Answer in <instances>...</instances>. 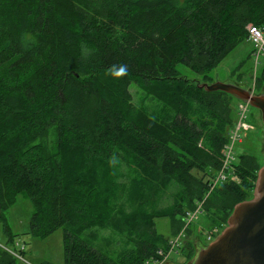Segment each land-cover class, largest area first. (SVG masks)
Returning <instances> with one entry per match:
<instances>
[{"label": "trees", "instance_id": "1", "mask_svg": "<svg viewBox=\"0 0 264 264\" xmlns=\"http://www.w3.org/2000/svg\"><path fill=\"white\" fill-rule=\"evenodd\" d=\"M250 23L264 25V0H0V221L8 241L5 212L23 193L33 205L29 233L63 229L64 264L161 258L171 238L157 219L176 224L173 236L182 230L237 118L239 99L197 83L249 38ZM261 61L256 93H264ZM179 63L203 80L180 75ZM132 83L155 100L150 110L134 101ZM261 166L254 154L237 155L203 203L207 226L217 228L205 241L253 195ZM131 168L160 197L174 188L171 205L148 209L142 199L125 213ZM107 228L118 233V251L98 243L97 229ZM22 252L0 246V264H19Z\"/></svg>", "mask_w": 264, "mask_h": 264}, {"label": "rangeland", "instance_id": "2", "mask_svg": "<svg viewBox=\"0 0 264 264\" xmlns=\"http://www.w3.org/2000/svg\"><path fill=\"white\" fill-rule=\"evenodd\" d=\"M252 51L253 43L249 38L241 42L210 71L211 79L208 80V82L217 80L227 81L229 83H236L247 88H252V90L256 92L254 83L259 73L258 69L262 65V61L256 66L252 57ZM178 69L182 76L189 79L203 80L200 73L192 70L183 63L178 64ZM130 90L133 94L134 101L138 105L146 107L149 110L152 105H154L155 100L140 85L132 83ZM247 119L254 125V128L247 132L240 143L235 145L234 152L236 158L240 153L247 152L256 155L260 159L261 164H263L264 125L261 110L250 105L247 112ZM224 145L221 149V162L224 159ZM126 172L127 201L124 208L125 213L132 212L134 209L138 208L140 200L142 199L147 200L145 205L148 209H152L153 205L159 209L171 205L170 202H172V192L174 188H167L164 195L160 197L151 187V183L149 182V184L143 177L142 172H139L138 168H131ZM209 194L207 196L206 194L204 195L201 200L203 203ZM157 197H160V199L153 202ZM32 211L33 205L31 200L23 193H20L14 205L5 212L10 228L14 234L15 242L12 243L8 241L9 236L4 231L3 222L0 221V246L10 250L16 249L18 252H22L21 250L24 249L22 254L20 253L17 255L19 264H64L63 229L58 228L45 237L32 235L28 232L30 229V216ZM202 212L203 211L200 212L199 217L191 224L192 228L186 231V237L181 240V244L183 242V252L181 249H179V251L175 250L169 254L168 259L173 260L177 264H193L198 257L199 251L215 239L213 238L208 242L204 239L205 236L208 237L210 232H213L210 237L212 238L216 231H214L215 228L210 230V227L207 226L209 221ZM156 227L157 230L168 239L174 237L173 235L176 232L175 229H177L176 224L173 226L170 219L167 217L158 218ZM97 231L100 236L99 244H105L106 247L108 246L116 251L119 250L121 243L114 241L115 235L118 233L113 228L97 229ZM179 246L181 247L182 245Z\"/></svg>", "mask_w": 264, "mask_h": 264}, {"label": "water", "instance_id": "3", "mask_svg": "<svg viewBox=\"0 0 264 264\" xmlns=\"http://www.w3.org/2000/svg\"><path fill=\"white\" fill-rule=\"evenodd\" d=\"M197 84L209 91L224 90L260 109L264 125V93L221 80ZM193 264H264V163L258 171L253 196L235 204L227 225L199 251Z\"/></svg>", "mask_w": 264, "mask_h": 264}, {"label": "built area", "instance_id": "4", "mask_svg": "<svg viewBox=\"0 0 264 264\" xmlns=\"http://www.w3.org/2000/svg\"><path fill=\"white\" fill-rule=\"evenodd\" d=\"M249 40L253 43L252 57L255 61L256 66H258L261 60L264 58V25L259 26L253 23L248 25ZM249 103L239 100L237 104V118L235 124L231 127L229 132L228 142L224 145L223 154L224 159L222 160L221 167L212 176L209 182L208 191L206 196L212 191V189L219 184L228 179L231 169H233L234 162L236 161V155L234 152L235 145L243 140V137L248 131L254 128V125L247 119V112L249 110ZM203 209V201H199L197 206L192 210H187L184 215L185 224L182 230L173 238L169 240L168 251L162 254L161 258L152 259L147 262V264H164L168 259L171 252L177 250L180 245L181 240L186 237L187 228L198 218L200 212ZM217 231V228L214 229ZM213 232H210L208 238L212 236Z\"/></svg>", "mask_w": 264, "mask_h": 264}, {"label": "flooded vegetation", "instance_id": "5", "mask_svg": "<svg viewBox=\"0 0 264 264\" xmlns=\"http://www.w3.org/2000/svg\"><path fill=\"white\" fill-rule=\"evenodd\" d=\"M171 263H175V262L173 260L167 259L164 264H171ZM175 264H177V263H175Z\"/></svg>", "mask_w": 264, "mask_h": 264}, {"label": "snow or ice", "instance_id": "6", "mask_svg": "<svg viewBox=\"0 0 264 264\" xmlns=\"http://www.w3.org/2000/svg\"><path fill=\"white\" fill-rule=\"evenodd\" d=\"M121 71H123V69H121Z\"/></svg>", "mask_w": 264, "mask_h": 264}]
</instances>
